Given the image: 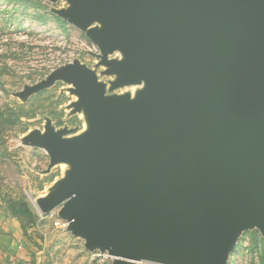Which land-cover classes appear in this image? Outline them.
<instances>
[{"label": "water", "instance_id": "1", "mask_svg": "<svg viewBox=\"0 0 264 264\" xmlns=\"http://www.w3.org/2000/svg\"><path fill=\"white\" fill-rule=\"evenodd\" d=\"M63 1L99 53L13 94L65 83L84 118L21 140L67 167L39 212L112 264H228L243 233L264 238V0Z\"/></svg>", "mask_w": 264, "mask_h": 264}, {"label": "rangeland", "instance_id": "2", "mask_svg": "<svg viewBox=\"0 0 264 264\" xmlns=\"http://www.w3.org/2000/svg\"><path fill=\"white\" fill-rule=\"evenodd\" d=\"M64 7L63 0L54 4L46 0H0V208L11 213L13 205L24 203L28 214L15 217L25 227L46 225L52 229V237L44 243L47 258L58 259L59 264H98L90 261L84 242L66 231L56 208L51 211L53 216L42 215L34 203L64 176L67 167L57 165L47 173L46 152L21 142L30 131H43L47 119L56 130H72L69 136L84 131L82 114H71L68 108L76 97L62 82L25 102L13 95L74 60L90 68L96 65L94 45L85 34L51 12ZM137 89L126 87L115 93ZM228 264H264V238L257 230L242 234Z\"/></svg>", "mask_w": 264, "mask_h": 264}, {"label": "crops", "instance_id": "3", "mask_svg": "<svg viewBox=\"0 0 264 264\" xmlns=\"http://www.w3.org/2000/svg\"><path fill=\"white\" fill-rule=\"evenodd\" d=\"M46 225L25 227L6 208H0V264H59L47 258L44 243L52 234Z\"/></svg>", "mask_w": 264, "mask_h": 264}, {"label": "built area", "instance_id": "4", "mask_svg": "<svg viewBox=\"0 0 264 264\" xmlns=\"http://www.w3.org/2000/svg\"><path fill=\"white\" fill-rule=\"evenodd\" d=\"M93 50H94V54H98V49L95 46H92ZM110 58H117V55H113ZM106 81V80H105ZM57 211V210H56ZM50 216H53V212L48 213ZM91 254V258L90 261L91 262H96L98 264H112L113 261V257L109 256L106 252H94V253H90ZM134 264H145L144 262H133Z\"/></svg>", "mask_w": 264, "mask_h": 264}, {"label": "trees", "instance_id": "5", "mask_svg": "<svg viewBox=\"0 0 264 264\" xmlns=\"http://www.w3.org/2000/svg\"><path fill=\"white\" fill-rule=\"evenodd\" d=\"M12 214L14 215H18L19 213L21 214H28V209H27V205L22 203L20 205H13L12 206V210H11Z\"/></svg>", "mask_w": 264, "mask_h": 264}, {"label": "bare ground", "instance_id": "6", "mask_svg": "<svg viewBox=\"0 0 264 264\" xmlns=\"http://www.w3.org/2000/svg\"><path fill=\"white\" fill-rule=\"evenodd\" d=\"M130 88H132V87H130ZM133 88L135 89V87L133 86ZM131 93H133V92H131ZM35 203V202H34Z\"/></svg>", "mask_w": 264, "mask_h": 264}]
</instances>
